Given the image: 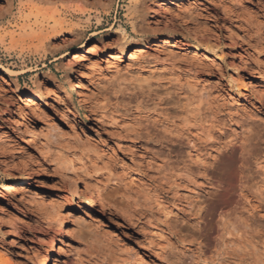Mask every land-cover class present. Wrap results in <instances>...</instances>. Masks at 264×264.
I'll return each mask as SVG.
<instances>
[{"label":"rangeland","instance_id":"obj_1","mask_svg":"<svg viewBox=\"0 0 264 264\" xmlns=\"http://www.w3.org/2000/svg\"><path fill=\"white\" fill-rule=\"evenodd\" d=\"M170 2L0 0V264H264V0ZM139 81L204 101L192 144L162 155L169 181L148 167L158 148L124 138L149 115Z\"/></svg>","mask_w":264,"mask_h":264},{"label":"bare ground","instance_id":"obj_2","mask_svg":"<svg viewBox=\"0 0 264 264\" xmlns=\"http://www.w3.org/2000/svg\"><path fill=\"white\" fill-rule=\"evenodd\" d=\"M180 0H172L171 5H174L176 2H178ZM136 10H134V13L137 12V8L135 7ZM240 14V13H239ZM138 17V16H137ZM178 18V17H177ZM242 18V17H241ZM244 19V18H242ZM179 21V20H178ZM181 25H184V22L181 21L179 22ZM187 23V22H185ZM247 23V22H245ZM185 26V25H184ZM131 31L133 32V34L137 35V36H141V37H145L147 32L146 31H143V29L141 28V26L139 24H136V23H133L131 24ZM185 28V27H184ZM261 28V27H260ZM249 29V28H248ZM247 29V30H248ZM257 31V30H256ZM249 33V32H248ZM247 33V34H248ZM255 33V32H254ZM258 33V32H257ZM124 34V33H123ZM250 35V34H249ZM248 35V36H249ZM258 35V34H257ZM251 37V36H250ZM264 38V37H263ZM262 38V39H263ZM254 39V38H253ZM261 39V40H262ZM260 40V39H258ZM257 41V40H256ZM249 45V44H248ZM136 52L135 53H141L142 51H139V50H135ZM81 54L79 53H75L73 54V58L72 60L76 61L78 59H80V56ZM208 60V59H207ZM193 67V66H192ZM190 72V71H189ZM194 74V73H193ZM143 77V76H142ZM145 79V78H143ZM147 80V78H146ZM150 80V79H148ZM160 81V80H159ZM242 81V80H240ZM163 82V81H162ZM74 80H70L69 81V89L72 90V84H74ZM140 84H136V86L132 87V90H136V94L135 95H132L131 98H134L135 96H138V97H141L143 101H139V103L134 107L136 110H143L145 111L146 113H148L149 115L144 117V118H138L139 120L134 124L135 126L131 127V129L128 131H126V135H124V138L127 139V141L129 140V142H133L135 144H139L140 146L142 147H146L148 145H154L156 148H158V151L157 152H149L148 154L150 155V158H149V162H148V167H154L153 166V163L156 162L158 159H163V162L165 161V158L166 157H170L172 156L173 154L172 153H175L176 150H179V148L182 149V141L181 139L184 137V141H187L188 144H192L193 141H191L190 137H185V133L187 132V130L184 132L182 129L185 128V126H189L191 125V121L194 120V122H196V117H199L201 116L200 115V112L202 111L201 109V104L204 102H199L198 104H195V98L192 99V97L190 98H187L185 97V103H182V101H179L180 99V96H178L179 100L178 99H175L176 102L177 100L179 102H181V104H177L179 102H173L172 100V96L175 94L174 93V89H175V85L174 87H171V85L169 87L171 88H165V86H161L160 84L157 85V87L161 90V92L163 93L162 95H159L158 93V90H150L151 88V84L147 86H143L144 83L140 82ZM143 85H142V84ZM150 83V82H149ZM242 83L244 84V82L242 81ZM156 84V83H155ZM132 85V84H131ZM141 85V86H139ZM166 85V84H165ZM169 85V83H168ZM241 85V83H240ZM143 86V87H142ZM130 87V86H129ZM178 87V85L176 86ZM246 87V86H245ZM173 88V89H172ZM178 88L181 89V87L179 86ZM177 88V89H178ZM243 88V87H242ZM179 89V91H181ZM184 90V89H183ZM73 92H75L74 90H72ZM122 91V90H121ZM128 91V90H127ZM130 91V89H129ZM147 91V92H146ZM177 91V90H176ZM178 91V92H179ZM131 92V91H130ZM177 92V93H178ZM184 92V91H182ZM121 93V92H120ZM134 93V92H133ZM132 93V94H133ZM186 93V92H185ZM123 95V94H122ZM179 95V93H178ZM185 95V94H184ZM194 95V94H193ZM130 96V95H129ZM187 96V95H185ZM196 96V95H195ZM154 97V98H153ZM198 97V95H197ZM129 98V97H128ZM174 98V97H173ZM202 98V97H201ZM198 99V98H197ZM196 99V101H197ZM141 100V99H140ZM146 100V101H145ZM174 100V101H175ZM182 100V99H181ZM200 100V99H198ZM203 100V99H201ZM148 101H157V103H152V108L151 106H149L151 109H149L148 107ZM184 102V101H183ZM206 102V101H205ZM25 105L27 107H34L37 105V103L35 102L34 99L32 98H26L25 99ZM151 105V104H150ZM175 105H177V107H175ZM201 106V107H200ZM173 107L177 108L181 114L185 115L184 118L181 117L180 113L178 115L180 116H177V117H181L180 120H177L178 118L175 117L174 115L176 114L175 113V109L173 110ZM176 109V110H177ZM206 111V110H205ZM175 113V114H174ZM203 113L204 112V109H203ZM182 115V116H183ZM136 116H139V115H136ZM203 116V115H202ZM135 118V117H134ZM203 118V117H202ZM206 119V116L204 117ZM143 119V120H141ZM198 119V118H197ZM208 119V117H207ZM204 120V119H203ZM211 120V119H210ZM207 121V120H206ZM191 123V124H189ZM181 124V125H180ZM201 124V122H200ZM182 127H180V126ZM193 126V125H191ZM195 126V125H194ZM193 126V127H194ZM178 127H180L181 129H179ZM195 130V129H194ZM188 133V132H187ZM187 135V134H186ZM186 138V139H185ZM183 141V142H184ZM186 147V145H185ZM146 149V148H145ZM194 149V147L192 148ZM182 151V150H181ZM191 151V150H190ZM189 152V151H187ZM196 152V151H195ZM147 154V155H148ZM172 154V155H171ZM178 154V153H177ZM162 155H165V156H162ZM188 155V158H191L189 157L191 155V152L187 153ZM197 155V154H196ZM180 156V155H179ZM165 157V158H164ZM178 157V156H177ZM187 157V156H186ZM182 158V157H181ZM192 160V159H191ZM169 160H166L162 166H157V168L155 170H157L158 174L161 175L159 177H161V179H163V181H165V179L167 178V180H171L173 179V170H175V165L173 163H169L168 162ZM184 163V162H183ZM186 164V163H185ZM184 164V165H185ZM175 166V167H174ZM178 167V166H177ZM182 168V167H181ZM187 168L186 167V171H187ZM262 168V167H260ZM189 169V168H188ZM264 170V167L262 168ZM67 172H69L70 174V178L72 179L73 181V184L74 185H78L79 184V180L80 177L77 175L76 171L74 172L72 166H69L66 168ZM178 170V169H176ZM190 170V169H189ZM181 171V169H180ZM185 171V170H184ZM191 172V171H190ZM170 174V177L168 176ZM175 174V173H174ZM264 174V172L262 173ZM112 175V174H111ZM177 175V174H176ZM175 175V176H176ZM174 176V177H175ZM259 176V175H258ZM264 176V175H263ZM111 177V176H109ZM113 177H115L113 175ZM112 177V178H113ZM260 178V177H259ZM116 179V178H115ZM262 179V178H261ZM83 180V179H82ZM114 180V178H113ZM112 180V181H113ZM117 180V179H116ZM114 180V181H116ZM83 186H81L82 190H81V193L82 195H87V192H89V188H90V182L88 181H85L83 180ZM261 183V186H257L259 189L261 188V190L264 188V180L262 179L260 181ZM259 189H257L259 191ZM22 190V194H25L26 196H30L32 195L33 198H35L34 196H36V192H34L33 190H31L30 188L28 187H25V188H21ZM115 191V190H114ZM102 192L101 191H98L97 194H98V198L99 199H102V197H104L105 195V198L107 197L108 198H113L114 197V194H116V192ZM262 192V191H260ZM88 196V195H87ZM86 198V197H85ZM115 199V198H114ZM104 200V199H102ZM111 202V201H110ZM113 203V202H112ZM122 203V201H121ZM160 204V203H159ZM158 206V205H157ZM82 213L84 214V216L86 218H88L90 221H95L92 214L86 210H82ZM76 223V222H75ZM85 224V223H84ZM79 225V224H78ZM77 225V226H78ZM63 226V231L66 233L67 237L69 238L70 236H75V230H74V227H68L67 224H65V222L62 224ZM79 237L81 238V236H84V239H86V243H87V249L88 251L91 252H95V253H98V254H107V255H110L112 254L111 251L109 248H105L102 244H101V240L103 239V237H100L97 234L95 233H92L90 231H82L83 229H85V226L84 225H79ZM101 235V234H100ZM64 245L63 243L61 244V246ZM61 246H58L57 250L54 251V252H58L60 250H62V247ZM114 252V251H113ZM53 261L54 262H58L57 258H53ZM41 262L39 261L38 264H40Z\"/></svg>","mask_w":264,"mask_h":264}]
</instances>
